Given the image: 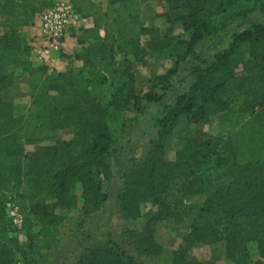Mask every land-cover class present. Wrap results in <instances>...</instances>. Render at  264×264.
Masks as SVG:
<instances>
[{"label": "trees", "instance_id": "obj_1", "mask_svg": "<svg viewBox=\"0 0 264 264\" xmlns=\"http://www.w3.org/2000/svg\"><path fill=\"white\" fill-rule=\"evenodd\" d=\"M52 2L0 0V264H28L34 232L48 236L77 206L81 208L80 229L85 219L101 208L111 177L108 160L113 146L125 134L127 112L131 109L140 114L145 104L161 100L162 95L152 89L156 84L162 90L167 88L194 47L217 32L214 18L232 7L234 0H163L169 29L180 24L189 33L188 40L168 35L156 38L159 34L155 29L143 27L135 0H114L105 12L91 0H72L80 15L93 19V28L83 30L84 46L76 56L81 67L49 74L46 66L34 67L27 60L30 48L21 32ZM99 30L104 37L98 35ZM161 50L167 51L172 68L154 78L150 91L136 94L127 58L141 64L153 51ZM6 64H15V71L5 74ZM237 66L240 72L235 71ZM17 70L27 75L35 108L21 119L13 116L11 103L4 99ZM190 76L188 90L177 94L156 119L157 139L150 142L144 159L131 162L121 177L117 208L124 218H139L142 202L156 208L144 217L139 231L128 230L125 237L138 257H159L162 250L154 239L155 225L188 216L192 208L184 202L205 194L206 202L196 211L190 232L172 254V264H199L189 259L194 246L219 241L224 242L227 259L250 264L251 243L264 258V124L260 152L251 151L245 157L231 139L221 142L206 135L185 138L174 162L163 158V149L179 118L198 124L239 98L241 113L248 114L246 122L258 118L255 109L261 110L264 118V24L253 23L234 33L223 51L209 63L199 60L190 69ZM65 129H74L72 138L57 139L56 132ZM24 145L38 146L37 155L28 158ZM209 165L214 178L228 179L214 191L211 177L201 170ZM77 185L80 196L74 191ZM10 196L24 213L21 232L26 236V247L19 244L6 221L4 203ZM74 264L145 263L117 247H104L85 251Z\"/></svg>", "mask_w": 264, "mask_h": 264}, {"label": "rangeland", "instance_id": "obj_2", "mask_svg": "<svg viewBox=\"0 0 264 264\" xmlns=\"http://www.w3.org/2000/svg\"><path fill=\"white\" fill-rule=\"evenodd\" d=\"M163 17L157 18L154 15V26L158 32V37L165 35L175 36L181 40H188L189 33L184 31L180 24H174L172 27L167 25L164 18V2L160 0ZM264 6V0H234L232 7L227 9L225 13L216 16L217 32L205 36L193 49V53L181 63L176 73L169 79V84L165 90L161 85H155L151 88V82L158 76L165 75L172 68V60H169L167 51H153L152 56L145 59L143 63H136L131 57L127 60L131 62V69L135 81L140 80V87L137 94L143 95L144 90L147 92L151 89L158 95H162L158 103L145 104L140 114H135L129 109L127 112L129 121L123 138L113 146L109 157V167L111 177L105 185L107 199L101 208L91 214L82 227H77V221L80 220L81 208L70 210L67 213V221L57 227L48 236L38 235L34 232V247L29 251L28 264H44L48 260V256H52L53 260H57L61 255H55L56 249L60 246L61 239L66 238L73 233H81L76 241L63 244L69 247L74 246V252L77 251L78 245L83 241V248L73 258L72 264L85 251L96 248H119L126 255L136 259L138 262L145 264H172V254L182 245L184 238L190 232V223L195 218L196 211L203 207L206 202V195H197L185 201L186 206H191L190 214L176 219H166L159 221L154 227V239L161 248L162 254L155 258H140L125 237L128 230L139 231L142 228L144 217L156 212V208L149 202H142L139 205L140 217L137 219L124 218L117 208V195L121 190V177L125 170L130 166L131 162H140L146 156L150 149V142L157 139L156 119L162 116V112L166 106H169L174 97L182 92H186L189 88L192 78L190 69L197 65L199 60L211 62L215 54L223 51L231 40L234 33L240 32L253 23L264 24V12L261 11ZM159 7V5H158ZM243 15V13H245ZM243 15V16H242ZM225 25L224 28H220ZM23 40L27 43L26 35L22 31ZM119 60V57L117 58ZM15 64H6L3 67L5 74L15 71ZM240 66L235 68L236 72H240ZM147 83V87L146 84ZM108 83L106 84V92L110 91ZM4 99L11 103L12 113L15 118L21 119L29 116L34 112L31 105L30 92L28 88L27 75L20 70L16 71L13 86L6 91ZM241 99L232 102L228 109L214 112L205 117L198 124H191L189 119L185 117L179 118L173 132L165 141L163 149V158L168 162H174L176 153L181 149L183 140L189 137H198L201 135L209 136L221 142L231 139L237 149L242 152L241 157L248 155V152H260L258 146L261 144V124H264V118L261 119V110L255 109L259 114L255 121L246 122L248 114L241 113ZM260 111V112H259ZM258 125L256 126L255 122ZM16 134V133H15ZM69 134V135H68ZM17 135V134H16ZM15 135V138L18 136ZM68 135L72 138L71 132H56V138L63 140ZM69 139V140H70ZM67 141V140H66ZM26 163V161H24ZM203 170L212 180V188L214 191L219 185L228 179L214 178L212 165L204 166ZM76 196H80V187L75 188ZM13 198V197H9ZM91 216L94 217L93 221ZM88 218L92 221V226L87 231H83V226ZM19 244L27 246V239L24 232L16 235ZM24 241V242H23ZM249 254L251 258L250 264H264V258H260L257 254L254 243L249 244ZM51 254V255H50ZM189 259L199 264H240L233 262L225 256V245L223 241L210 244H196L189 253ZM17 264H22L20 261Z\"/></svg>", "mask_w": 264, "mask_h": 264}, {"label": "crops", "instance_id": "obj_3", "mask_svg": "<svg viewBox=\"0 0 264 264\" xmlns=\"http://www.w3.org/2000/svg\"><path fill=\"white\" fill-rule=\"evenodd\" d=\"M99 9L101 12H105L107 8L110 6L109 4L114 0H91ZM138 3V12L137 15L145 28H153L154 26V15L157 16V18L163 17L162 13V7L160 6V0H135ZM159 5V7H158ZM113 8V7H112ZM93 28V19L91 17H88L84 27L81 30L78 31H70L67 34V37L64 41V44L62 46V49L59 54L54 55V61L50 66H47L48 73L49 74H58V73H64L70 69H78L81 67V62L76 59V56L81 52L82 47L84 45L81 44V41L84 38L83 30H90ZM23 32L26 35L27 44L30 48V51L37 50L43 45V41L41 38V32L38 25V22L34 19L33 24L23 30ZM98 35L102 38L104 37V32L102 30L98 31ZM87 45V44H86ZM27 60L30 62L32 66H38V64L34 61L33 57L29 55ZM140 80L136 79L135 81V87L138 91V88L140 87L138 84H140ZM146 87H147V83ZM144 92H147V89H143ZM138 94V92H137ZM141 95V94H138ZM65 134L66 132H71L73 135L74 129H65L63 131ZM69 135V134H68ZM66 135L63 140H69V136ZM24 154L30 158L35 157L37 155V147L36 145H24ZM91 220L93 221L94 217L91 216ZM90 218H88L86 224L83 226V231L89 230V228L92 226V221ZM81 236V233H73L72 235H68L66 238L61 239L60 246L55 251V255L60 253L58 255H61L60 258H57V260H53V257L48 256V260L44 262V264H72L73 258L77 255L78 252H80L83 248V241L80 242L78 245L77 251L74 252V244L73 246L69 247L68 245L66 247H63V244H68L69 242L76 241L77 238ZM24 242V241H23ZM64 244V245H65ZM51 255V254H50Z\"/></svg>", "mask_w": 264, "mask_h": 264}, {"label": "built area", "instance_id": "obj_4", "mask_svg": "<svg viewBox=\"0 0 264 264\" xmlns=\"http://www.w3.org/2000/svg\"><path fill=\"white\" fill-rule=\"evenodd\" d=\"M38 22L43 45L30 55L38 65L50 66L54 55L59 54L68 32L78 31L84 27L86 17L80 15L73 7L72 0H53L35 17ZM4 212L8 227L19 234L24 225V213L20 205L8 198L4 203Z\"/></svg>", "mask_w": 264, "mask_h": 264}]
</instances>
